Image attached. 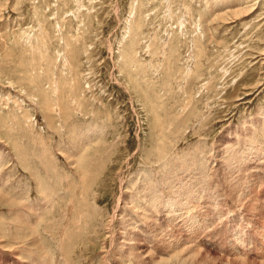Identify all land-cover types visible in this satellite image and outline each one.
<instances>
[{
  "label": "rangeland",
  "instance_id": "1",
  "mask_svg": "<svg viewBox=\"0 0 264 264\" xmlns=\"http://www.w3.org/2000/svg\"><path fill=\"white\" fill-rule=\"evenodd\" d=\"M263 260L264 0H0V264Z\"/></svg>",
  "mask_w": 264,
  "mask_h": 264
},
{
  "label": "bare ground",
  "instance_id": "2",
  "mask_svg": "<svg viewBox=\"0 0 264 264\" xmlns=\"http://www.w3.org/2000/svg\"><path fill=\"white\" fill-rule=\"evenodd\" d=\"M57 109V108H56ZM59 109V108H58ZM58 111V110H57ZM253 149V148H252ZM252 151V150H251ZM166 176H168V175H166ZM193 176V175H192ZM197 178V177H196ZM179 179V178H178ZM81 181H83V180H81ZM174 181V180H173ZM188 181V180H187ZM170 182V181H169ZM192 182V181H191ZM194 182V181H193ZM192 182V183H193ZM184 183V182H183ZM82 184H84V183H82ZM174 184V183H173ZM185 184V183H184ZM182 185V184H181ZM195 187V186H194ZM193 187V188H194ZM148 190V189H147ZM196 191H197V189H196ZM189 193V192H188ZM194 193H195V191H194ZM164 194V192H162L161 191V198L163 199V201L160 199V200H158L159 202H160V204H158V201H157V204H156V210L157 211H160V210H162V208H160V206L163 204V203H165V205H163V206H165V208H168V215H167V217H168V219H176V218H180L183 214H181V216H179L180 214H177L176 213V208L180 205V203L177 201V200H175L174 198H173V195L171 194V195H169V197L166 199L165 198V196L163 195ZM173 194H175V192L173 193ZM179 194V193H178ZM184 194V193H183ZM149 195H152L151 194V192L149 193ZM177 195V194H176ZM185 195V194H184ZM182 197V196H181ZM198 197V196H197ZM202 197V196H201ZM151 198H152V196H151ZM188 199V198H187ZM182 202H183V200H182ZM156 203V202H155ZM140 204H141V206H143V210L140 208V207H136V208H134L133 209V212H134V214L137 216V218H139L140 220H141V222H144V223H146V221H145V218H147V213H151L152 212V210L154 209V207L155 206H153L152 205V202L150 203V200H148L147 198H145V199H143V201L141 202L140 201ZM212 204V203H211ZM78 205V204H77ZM188 206V205H187ZM191 207V210H189L190 212L188 213H184V218L186 219L185 221H189V219H190V215H191V213L192 212H194V210H196V206L195 205H193L192 204V206H190ZM164 208V209H165ZM139 210H141L142 212H144V213H142V214H136V212L137 211H139ZM81 215V214H80ZM115 215V214H114ZM208 216V215H207ZM194 218V217H193ZM193 220V219H192ZM179 221V220H178ZM138 223H140L139 221H138ZM183 224V223H182ZM65 230V229H64ZM75 236V235H74ZM72 237V236H71ZM202 238V237H201ZM73 239V238H72ZM72 239L70 240V241H72ZM74 240V239H73ZM190 240V239H189ZM68 244H70V242H67ZM69 246V245H68ZM195 247V246H194ZM68 248V247H67ZM188 248V247H187ZM188 249H190V248H188ZM260 253V252H259ZM262 257V256H261ZM18 259V258H17ZM201 260H202V258H201ZM17 261H19V259L17 260ZM203 261V260H202ZM264 261V260H263ZM263 261H261V263H264Z\"/></svg>",
  "mask_w": 264,
  "mask_h": 264
}]
</instances>
